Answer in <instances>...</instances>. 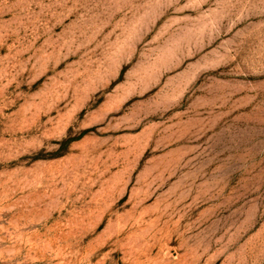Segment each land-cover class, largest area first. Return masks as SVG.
I'll list each match as a JSON object with an SVG mask.
<instances>
[{
	"label": "rangeland",
	"instance_id": "obj_1",
	"mask_svg": "<svg viewBox=\"0 0 264 264\" xmlns=\"http://www.w3.org/2000/svg\"><path fill=\"white\" fill-rule=\"evenodd\" d=\"M0 264H264V0H0Z\"/></svg>",
	"mask_w": 264,
	"mask_h": 264
}]
</instances>
